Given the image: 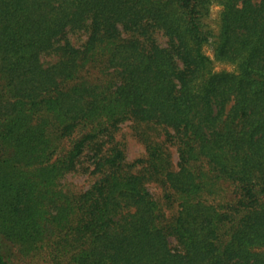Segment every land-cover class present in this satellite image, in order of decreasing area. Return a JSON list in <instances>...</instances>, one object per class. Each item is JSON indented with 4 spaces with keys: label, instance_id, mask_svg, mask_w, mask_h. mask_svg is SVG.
<instances>
[{
    "label": "trees",
    "instance_id": "obj_1",
    "mask_svg": "<svg viewBox=\"0 0 264 264\" xmlns=\"http://www.w3.org/2000/svg\"><path fill=\"white\" fill-rule=\"evenodd\" d=\"M0 264H264V0H0Z\"/></svg>",
    "mask_w": 264,
    "mask_h": 264
},
{
    "label": "rangeland",
    "instance_id": "obj_2",
    "mask_svg": "<svg viewBox=\"0 0 264 264\" xmlns=\"http://www.w3.org/2000/svg\"><path fill=\"white\" fill-rule=\"evenodd\" d=\"M222 7L218 1H214L209 16L205 19V27L213 32L214 37L211 39V43H208L204 46L203 52L213 61L212 70L215 72L221 71H234L235 65L226 62H219L215 60L214 52V40L215 37L219 34L220 29V14ZM69 38L73 45L76 47H81L88 38L86 32H77L70 33ZM158 41L161 45L167 46V38L164 37L161 33L157 35ZM57 57L55 55H43L42 61L47 66L53 63ZM116 139L126 144V153L127 160L129 162H135L138 159L145 157L146 151L143 142L136 136L134 130L132 129V123L126 122L120 126V129L116 133ZM170 150L173 154L174 162L177 163L178 155L174 147H170ZM89 153L87 152L82 156L79 166L76 171L69 173L62 180V188L64 191L71 192H82L89 189L95 181L98 179L97 176L91 175L90 171L92 168L91 160L89 159ZM89 169V170H87ZM149 190L156 197H160L163 194V189L156 183H150Z\"/></svg>",
    "mask_w": 264,
    "mask_h": 264
}]
</instances>
